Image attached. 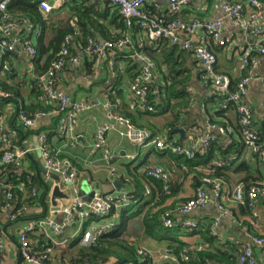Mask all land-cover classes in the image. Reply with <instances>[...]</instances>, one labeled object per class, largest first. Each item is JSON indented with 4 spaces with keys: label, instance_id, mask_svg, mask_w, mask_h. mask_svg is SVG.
I'll return each instance as SVG.
<instances>
[{
    "label": "built area",
    "instance_id": "2783aa9c",
    "mask_svg": "<svg viewBox=\"0 0 264 264\" xmlns=\"http://www.w3.org/2000/svg\"><path fill=\"white\" fill-rule=\"evenodd\" d=\"M11 0H0V48L1 54L13 52L18 48L25 51L27 56L34 59L37 50L32 39L27 37H17V32L22 26L13 20L8 13V6ZM110 6L118 7L127 20L128 28L137 27L140 37L137 45L144 48L147 42H157L168 39L173 45L179 46L183 51L194 58L198 64L200 79L205 89L216 93L221 100V109L228 111L233 108L239 115V125L242 128V136L245 147L252 150L258 156L259 162L264 169V134L258 132L254 125L253 111L249 104V85L253 74L259 69L261 58L264 57V2L261 0H247L246 2H236L230 0H218L220 9L224 12L225 18L232 21L234 26L240 30L245 38L246 46L241 50V63L247 70L246 76L237 83L236 90L232 91V82L229 76L218 71V54L209 47V44L201 37V34L211 41L214 46L225 49L228 41L225 37V26L223 20H208L195 18L184 20L181 18L184 10L189 6L191 0H167V13L160 17L150 15L145 7L152 5L154 0H101ZM38 7L46 14L50 15L56 10V6L48 0H35ZM158 9V7H156ZM25 29L29 34L37 31V27L26 24ZM39 33V32H38ZM73 37L69 36L65 40V45L58 54L49 70L40 77L38 83L44 94V100L53 106L50 113H37L34 117L26 115L25 111H18V118L21 125L26 129H34L42 118L54 115L59 118V136L63 139L73 138L78 116L88 110L91 105L86 101H74L68 95L58 89V83L63 79L64 69L69 61L72 65L79 64V58H72L70 48ZM132 44L129 35L116 44L111 42H98L95 39H88L85 46H80L79 50L98 60H105L109 67L114 69L117 63L118 51L128 48ZM133 62L140 65V72L131 82L132 102L131 108L134 111L156 114L157 111L150 105L148 100L149 90L147 85L155 78L156 66L144 53L136 52L130 56ZM10 65L6 61L0 60V73L6 75L10 72ZM11 95L0 85V99L6 100ZM107 116V123L104 124L96 136V150L101 154V159L111 168L112 179L121 177L119 173L112 169L113 162L119 157L110 147L107 135L110 132H118L122 139L128 140L131 144L141 148H156L161 151L170 152L173 155L194 159V152L198 149H208L217 143L220 137H229L232 130L217 124H208L206 134L195 136L189 145H178L176 142L166 137L153 136L148 129L137 127L131 119L125 118L116 112V106L109 101L104 105ZM48 136L45 134L38 136V150L41 152L44 166L47 171L61 175L60 185L63 190L69 189L73 194V201L68 209L52 212L56 220L46 216L43 218H32L25 222V227L19 234V247L21 256L26 264H47L52 248L44 253L38 251V245L34 243V236L44 235L49 239L54 247L65 246L70 243L67 232L74 228L75 234L72 238L83 245H90L96 242L103 234H107L117 226V219L122 213L133 204L131 192L115 191L105 194L98 190L92 199L81 196V178L77 169L68 160H61L51 154L47 147ZM33 152L31 149L21 148L16 145L13 137L7 132L0 121V218L6 222L16 224L17 214L13 212L14 196L12 190L18 189L22 194V211L27 214L31 210V199H36L40 193L36 188L30 191L26 189V183H32L33 179L25 169V161ZM217 165V164H215ZM11 166L14 170H23L26 173L25 183L13 186L7 183L2 176V168ZM182 168L184 165L181 166ZM149 178L162 182L165 190H168L167 183L170 175L162 167L144 169ZM21 174V175H22ZM209 174V172H208ZM48 178V177H47ZM50 179V178H48ZM119 179V178H118ZM204 186L198 188L196 194L185 205H183L178 215L187 217L182 221V226L187 229L197 228L199 221L191 219L190 216L198 210H204L209 206H214L218 216L212 223L213 236H219V229L225 220H232L233 213L224 202V191L221 182L210 177L204 179ZM5 194V200L2 196ZM150 191H147V195ZM249 209L256 217L257 204L260 199H264V183H259L250 188L248 192ZM236 202H244L241 190L234 193ZM141 206V205H140ZM61 215L62 219L57 220ZM174 214L169 212L165 215L164 226L173 229L176 226ZM72 240V241H73ZM73 241V242H74ZM236 244H240L236 242ZM264 251V235L260 237H250L241 250L237 264H258L255 249ZM6 241L0 229V264L5 263ZM141 255L150 254L144 249L140 250ZM151 257V256H150ZM153 259V257H151ZM163 260L177 262L170 255L162 256ZM188 261V259H185ZM153 264H156L155 260Z\"/></svg>",
    "mask_w": 264,
    "mask_h": 264
},
{
    "label": "crops",
    "instance_id": "0c3cea01",
    "mask_svg": "<svg viewBox=\"0 0 264 264\" xmlns=\"http://www.w3.org/2000/svg\"><path fill=\"white\" fill-rule=\"evenodd\" d=\"M51 4L56 6V10L46 15L38 6L43 19H46V24L37 23V31L33 34L22 28L17 32V37H29L32 39L35 46L41 41L46 47L53 41L57 30L68 29L72 22L77 20L70 18L73 1L72 0H48ZM236 2H246L247 0H230ZM83 4L82 0H79ZM264 2V0H263ZM34 4L36 2L34 1ZM99 5V6H98ZM107 6L101 0H86V7ZM147 7V8H146ZM145 10L152 9L154 14L167 13V0H154L152 5H147ZM158 7V9L156 8ZM184 20H193L195 18H202L208 20H223L225 26V37L228 44L225 49L213 47V50L218 54L219 66L218 71L229 76L236 90V85L246 76L247 70L241 63V50L246 46L243 34L238 30L231 20L225 18L224 12L218 5V0H191L189 6L181 15ZM70 24V26H68ZM264 26V19L262 21ZM81 30V29H80ZM110 31H115L111 26ZM39 32V33H38ZM78 38L84 37L81 33ZM94 32V31H93ZM92 34V33H91ZM91 34L88 36L90 37ZM130 36L134 42L139 41L140 34L130 32ZM100 41V39L97 35ZM204 40L209 44L208 39ZM76 48V46H74ZM136 47L132 49H125L117 57V63L114 69L109 67L105 60H98L82 53L79 48L75 55L79 58V64L67 65L63 79L58 83V89L68 95L74 101H86L91 107L78 116L76 122L75 136L73 138L63 139L59 136V118L54 115H49L38 121L36 128L29 130L24 128L18 118V111L20 106H37L40 101L33 93L32 82L37 75L38 68L42 67L46 62V57L38 60L36 63L34 59L27 56L25 51L18 48L13 51L8 59H3V54L0 55L1 61H6L11 68L10 75L0 73V80L8 84H12L19 88V96L14 100H0V121L3 123L7 132L13 137L17 146L25 149H31L33 152L25 161L24 169L27 172L37 174L39 163L44 165L42 154L38 151V136L45 134L48 136L47 147L51 154L61 160H68L79 172L81 178V186L88 184L93 190L102 191L106 186H112L116 179H112L111 168H107L105 162L101 159V154L96 150V136L101 127L107 123V116L104 105L108 101V97H113L118 102V110L122 113L131 112V82L133 72L131 67L140 66L137 62H133L130 56L135 54ZM52 53V51H51ZM187 54V53H186ZM188 67L193 71L192 82L187 86V92L190 96V104L186 111L187 126L178 128L185 130V137L181 140L180 134H172L171 139L181 145H189L195 136L204 135L207 132V126L211 121L225 122L229 127H238V113L231 108L227 112L221 113V99L216 93L204 88L201 79L198 64L194 58L187 54ZM132 62V63H131ZM39 66V67H38ZM166 72V69H163ZM164 75L157 76V69L155 71L154 83H164ZM157 79V82L155 80ZM249 104L253 111V117L257 122V128L264 132V57L261 58L259 69L253 74L252 81L249 85ZM173 118L172 111L161 114L159 116H145L143 122H149L155 126L157 136L166 137L169 139L168 132L164 131L166 123ZM142 122V121H141ZM193 127H196L193 129ZM108 143L111 149L119 155L118 159L113 162L112 169L119 173L122 177L127 178L125 163L130 162L132 156L136 159L140 158L142 149H147V155L141 164L136 165L132 161L133 169L141 168L142 170L151 167L165 166L171 176V185L179 190L177 196H174L167 202V206L175 205L179 200H189L196 194L198 188L205 187L200 178L192 173L190 176H185L180 168L184 165L183 161L171 162L170 155L161 154L157 156L153 148H141L131 144L128 140L122 139L118 132H110L107 135ZM233 141L241 144L240 152L233 156L229 163L225 165V170L221 173L220 182L224 191V202L231 209L233 213L232 220H225L219 229V237L215 245L207 243L201 234L187 235L183 237L182 241L189 245L191 249H209L210 252L218 250L227 251V243L245 244L249 241L251 234H264V199H260L257 204L256 217L248 214L242 203L234 200V193L239 189L242 191L244 200L247 198V188L256 184L264 183V169L259 164L255 154L251 149L242 146V140L237 134H233ZM231 137H220L219 142L214 149L218 154V150L227 149ZM241 142V143H240ZM215 156V155H214ZM212 164H217V158H214ZM45 167V166H44ZM15 175L20 176L23 170H13ZM127 176V177H126ZM122 177H118L123 182ZM117 178V179H118ZM41 180L48 183L51 190L54 182L51 179L41 175ZM255 182V183H254ZM123 184L128 186L129 192H132L133 187L126 182ZM81 188V189H82ZM149 190V188H147ZM150 191V190H149ZM48 210L47 216L51 217L50 211V194L47 196ZM143 205L139 206L142 207ZM36 212H41L37 210ZM251 212V211H250ZM252 214V212L250 213ZM253 215V214H252ZM122 216V215H121ZM121 216L117 219L118 225L121 221ZM218 216V212L214 206H209L204 210L195 211L190 218L199 221L201 226L212 225L214 218ZM62 219L59 215L57 220ZM25 227V222H18L16 224H8L3 228L4 238L7 249L5 254L6 264H26L21 256L19 247V234ZM76 229L72 228L67 232L69 242L65 246L56 247L53 250L56 255L57 264L63 262V257L67 258L64 251H59L61 248L65 249L72 245L73 234ZM127 236L134 240H140L139 246L141 249L147 251L155 259L156 264H168L167 260H163L162 256L165 254L172 255L169 242L156 243L149 239H142L141 237V223L139 218H134L128 223ZM73 240V241H72ZM207 243L205 246L204 244ZM59 249V250H58ZM59 251V252H58ZM232 253V252H231ZM258 264H264V251L260 248L255 249ZM68 264V263H67ZM114 264V261L109 263Z\"/></svg>",
    "mask_w": 264,
    "mask_h": 264
},
{
    "label": "trees",
    "instance_id": "16d2710c",
    "mask_svg": "<svg viewBox=\"0 0 264 264\" xmlns=\"http://www.w3.org/2000/svg\"><path fill=\"white\" fill-rule=\"evenodd\" d=\"M34 1L35 0H11L9 3L8 13L12 16L13 20L22 26V28H25L26 24H32L34 27H37V23L46 24L47 22L46 19H43L40 10L37 7L38 5L34 4ZM72 1V12L69 14L70 18L67 22L69 23L71 19H76L77 21L72 22L71 27L68 29L57 30L53 41L50 42L48 47L44 45L42 39L35 46L37 56L34 58V61L37 63L38 60L46 57V62L42 67L38 66L39 70L32 82L33 93L37 98H39L40 103L37 106L31 107L20 106L19 109L25 111L26 115L29 117H34L37 113H50L54 109L51 104H48L44 100V94L39 87L38 81L56 60L58 54L65 45L67 37L72 36L74 39L70 48V59H72L77 58L75 55L76 50L80 46H85L87 40L90 38L95 39L98 42H111L116 44L125 38L127 31L128 34L131 31L137 35L139 34L137 27H133L132 29L128 28L127 20L124 18L118 7L107 5L102 7L100 6L98 9H95L94 7H86V0H82L83 4H80L79 0ZM261 1L263 2V0ZM146 11L150 15H156L152 9H147ZM156 16L160 17L161 14ZM68 26H70V24ZM111 26L118 32L116 33L110 31L109 29H111ZM80 29L82 30L81 33L84 35L82 39L78 38V34L81 31ZM90 34L91 36L88 37ZM96 35L102 40L100 41L97 37H95ZM74 46H76V48ZM133 47H136L139 52L142 51V53L155 63L158 77L162 74L164 75L163 84L161 82H152L147 85L149 90L148 100L157 113L147 114L145 112L134 111L132 108H130L131 112H126V110H124L120 113L117 109V100L110 96L108 97L109 101L116 106L117 113L125 118L131 119L137 127L150 130L155 137L158 135L155 132V126L147 121L143 122V117H155L172 111L173 118L166 123L164 131L169 133V140L173 141V139H171L173 132L178 128L187 126L188 124L186 111L190 104V96L187 92V86L192 82L193 71L188 67L187 54L179 46L173 45L168 39H163L157 42L149 41L143 49L137 45L136 41L134 42L132 40V44L126 49H132ZM209 47L212 50L213 47H215L211 41H209ZM124 50L118 51L117 54H121ZM11 54L12 52L3 53V59H8ZM69 64L71 63L68 61L67 65ZM131 68V71L133 72V75L131 76L133 81L134 78L139 75L140 66L137 67L134 65ZM164 68L166 69L167 74L163 70ZM10 74L11 70L6 75L8 76ZM0 85L11 95V97L6 100L12 101L16 97L18 98L19 88L17 86L8 84L1 80ZM232 91H235L234 86L232 87ZM224 99L226 100L227 98H222L221 100ZM223 111L224 110H222L221 113ZM210 124H217L232 130L230 135L231 140L227 145V149H219L218 154L216 153L214 147L219 142L220 138H218L217 143L213 144L212 147L208 149L201 148L196 150L194 152L193 160H188L156 148H153L152 150H154V153L157 156L161 154L170 155L171 162H179L182 160L184 167L180 169L185 176L187 177L194 173L200 178L203 185L204 179L208 177L220 180L222 177L221 173L225 170V165L230 162L232 155L235 156L240 152L241 144H237L236 141H233V134H237L242 140V146L244 145L242 128L240 125L236 128L229 127L225 122H215L214 120L211 121ZM254 125L258 130L255 119ZM194 128L196 127H193V129ZM258 132L264 134L262 131L260 132L258 130ZM177 144L181 145L179 143ZM213 156L218 159L217 165L212 164ZM255 156L259 162L258 156ZM133 164L134 163L132 162L125 163V169L128 177L126 176L127 178H125L121 176L123 182H126L128 185L133 187L131 196L134 202L129 209L122 213L120 224H117L113 231L103 234L93 244L83 245L78 241H74L72 242L73 244L67 248L58 249L59 251H64L63 254L65 253L67 256V258L63 257V262L60 264H109L113 261L114 264H153L155 259L151 258L153 257L152 255H150V257L149 255L144 256L140 254V240L132 241V239L127 236L128 223L134 218L140 219L142 239L146 238L156 243H164L165 241L169 242L170 250L172 252V255L170 256L176 259L177 262L170 260L167 262L168 264H237L244 244L230 242L225 244V246L229 247L227 251L218 250L213 253L206 248L200 250L191 249L188 244L183 242V237L195 234H201L207 243H210L211 245H215L218 240L217 236H213L212 234V225L202 227L199 222L198 227L194 229H187L182 226V221L187 219V217H181L178 213L180 208L190 199H182L173 206H167V202L179 193V190L171 185V176L167 183L168 190H165V185L162 184V182L149 178L145 171H143L140 167L133 169ZM157 167L165 169V166L162 165ZM148 169L152 168L148 167ZM13 170L14 169L11 166H5L2 168V176L6 182L12 184L13 186L25 183L23 180L26 179V173L17 176L12 172ZM33 172H28L31 174L33 182L31 184L26 183V189L30 191L32 188H36L40 193V196L36 199L30 200L32 208L30 212L25 214L22 211V200L24 198V194H22L18 189L14 188V190H12L14 196V200L12 202L14 207L13 212L14 214H17L16 223L27 222L32 218H43L45 212L49 209L46 196V187H49V185L44 180H41V178H38V176ZM257 184L258 183L247 188V198L243 202V206L246 210H248V214L252 217L253 215L250 214L251 210L248 206V192L251 187L256 186ZM147 188L150 190L149 195H147V191H149ZM3 199L5 200V194L2 196V201ZM140 205L143 206L139 208ZM37 210H41V212H36ZM169 212H172L175 215L174 221L176 226L173 229H168L164 226L165 215ZM8 224L12 223L6 222L5 219H2V217L0 218V229L3 235V228ZM260 236L262 235H250V237ZM33 239L34 243L39 247L38 251L40 254L52 248V253L49 254L47 264H57L56 255L53 253V250L56 247L53 246L52 242L44 235L34 236ZM207 243L204 245L206 246ZM185 259H188V261H185Z\"/></svg>",
    "mask_w": 264,
    "mask_h": 264
},
{
    "label": "water",
    "instance_id": "95a60500",
    "mask_svg": "<svg viewBox=\"0 0 264 264\" xmlns=\"http://www.w3.org/2000/svg\"><path fill=\"white\" fill-rule=\"evenodd\" d=\"M4 53H7V52H4ZM0 54H1V48H0ZM155 82H157V79L155 80ZM174 134H180V136H181L180 141L182 142V140L185 137V130L184 129H176L173 132V135ZM37 174H38V178H41V175H43L45 177L50 178L54 182V186L51 190L49 189V187H46V189H47L46 196H48L50 194L51 211L55 213V212L60 211V210L68 209L72 204L73 194L69 189H67V190L62 189V187L60 185L61 175L54 174V173L47 171L42 163H39V165H38ZM99 190H101V189H99ZM103 190H104L103 192L105 194H110V193H113L115 191H118V192L127 191L128 186L123 184V182H121V180L116 179L112 183V186H106L103 188ZM81 196L87 197V195L83 191L81 192ZM54 213L51 216V219L55 221L56 216ZM46 216L47 215H45V217Z\"/></svg>",
    "mask_w": 264,
    "mask_h": 264
},
{
    "label": "rangeland",
    "instance_id": "374dc122",
    "mask_svg": "<svg viewBox=\"0 0 264 264\" xmlns=\"http://www.w3.org/2000/svg\"><path fill=\"white\" fill-rule=\"evenodd\" d=\"M39 151V150H38ZM147 149H142L141 150V154H140V158H138V159H136V156L134 157V156H132L131 158H130V162H135V164L136 165H139V164H141L142 163V161L145 159V157H146V155H147ZM40 152V151H39ZM41 153V152H40ZM84 186H83V188H82V186H81V188H82V191L87 195V197L86 198H89L90 200L92 199V197H93V195H94V193L96 192V190H93L88 184H86V183H84L83 184Z\"/></svg>",
    "mask_w": 264,
    "mask_h": 264
}]
</instances>
